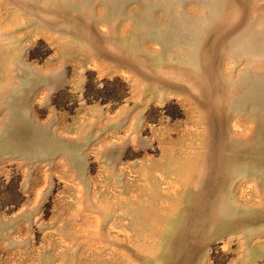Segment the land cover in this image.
<instances>
[{
    "label": "rangeland",
    "instance_id": "1",
    "mask_svg": "<svg viewBox=\"0 0 264 264\" xmlns=\"http://www.w3.org/2000/svg\"><path fill=\"white\" fill-rule=\"evenodd\" d=\"M0 264H264V0H0Z\"/></svg>",
    "mask_w": 264,
    "mask_h": 264
}]
</instances>
